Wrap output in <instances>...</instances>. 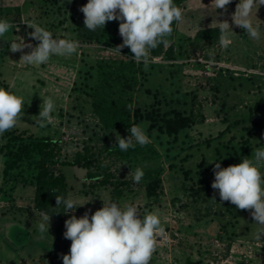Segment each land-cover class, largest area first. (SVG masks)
Instances as JSON below:
<instances>
[{
    "label": "rangeland",
    "instance_id": "rangeland-1",
    "mask_svg": "<svg viewBox=\"0 0 264 264\" xmlns=\"http://www.w3.org/2000/svg\"><path fill=\"white\" fill-rule=\"evenodd\" d=\"M87 2L0 0V20L18 27L0 39V87L24 99L22 118L0 135V147L13 133L49 136L62 144L70 160L86 143L98 148L114 144L116 137L130 135V127L141 125L150 140L142 146L145 152L113 164L114 173L130 182L115 203L136 206L141 218L158 211L164 234L157 237L150 264H264V235L257 238L264 226L255 223L249 210L221 202L211 187L216 162L225 168L251 158L254 149H264V5L251 17L259 26L257 40L232 23L240 0H232L227 13L211 7V0H174L183 20L173 22L168 44L162 43L158 54L150 52L145 67L131 59L129 48L116 51L123 43L120 21L106 22L97 40L82 37L80 8ZM215 19L228 20L236 33L227 48L219 38L196 37L200 29L218 27ZM25 22L44 27L53 38L77 41V54L53 56L40 66L20 64L21 53L9 50L11 40L20 36L33 46L39 43L29 37L34 30ZM45 97L54 100L56 109L53 122L40 127L33 116ZM119 98L131 101L133 123L105 129L93 103ZM181 117L189 119L188 125L167 133V120ZM37 158L4 172L6 157L0 151V264H63L62 255L71 245L63 235L65 221L73 214L91 216L103 202L114 203L109 187L88 186L86 169L65 165L66 199L86 204L67 214L63 206L49 212L37 208ZM137 167L161 168L152 195L146 193L145 180L134 182ZM42 214L51 216L49 234L38 231Z\"/></svg>",
    "mask_w": 264,
    "mask_h": 264
},
{
    "label": "clouds",
    "instance_id": "clouds-1",
    "mask_svg": "<svg viewBox=\"0 0 264 264\" xmlns=\"http://www.w3.org/2000/svg\"><path fill=\"white\" fill-rule=\"evenodd\" d=\"M232 0H211V7L227 13V6ZM264 0H240L231 15L232 23L242 28L252 39L260 38L259 26L252 22L253 10L257 14ZM84 14V27L90 31L104 28L106 22L120 21L119 35L123 43L115 47L120 54L121 49H130L131 59L135 63L143 62L147 67L150 52L159 44H168L166 37L173 32V22L183 20L182 9L174 0H88L80 8ZM219 43L227 48L232 44L231 37L236 35L228 20L217 21ZM34 31L28 33L31 39L38 41L33 46L25 39L15 36L11 40L10 51L20 52L19 63L25 66H40L47 64L53 56L71 57L77 54L79 43L69 38L56 39L44 27L25 22ZM17 25L6 20H0V39ZM7 41V40H5ZM31 49L25 53L24 49ZM211 63V61H209ZM38 116H33L40 127L53 122L52 113L56 109L51 97L43 98ZM24 99L3 87H0V135L13 129L21 120ZM127 138L116 137L121 151L133 147V141L141 146L150 142L141 125H133L128 129ZM215 162V161H213ZM209 162V163H213ZM264 149H254L251 158L244 157L238 164L221 168L219 162L214 166V181L211 187L218 190L221 202L227 201L240 210H249L258 225L264 226ZM133 180L139 183L144 171L137 167ZM215 200V197L212 198ZM216 201V200H215ZM88 203V202H87ZM73 198L67 199L56 195V207L63 206L64 213H74L78 206ZM59 213V212H58ZM51 216L42 214L38 224L41 234H49ZM64 238L71 241L70 251L62 255L63 264H150L156 249L157 237L164 234L158 211L146 213L143 218L138 214V208L125 204L103 202V207L91 216L88 212L80 218L71 215L65 221ZM264 235V227L258 230L257 238Z\"/></svg>",
    "mask_w": 264,
    "mask_h": 264
},
{
    "label": "trees",
    "instance_id": "trees-1",
    "mask_svg": "<svg viewBox=\"0 0 264 264\" xmlns=\"http://www.w3.org/2000/svg\"><path fill=\"white\" fill-rule=\"evenodd\" d=\"M84 15L81 19L82 37L97 40L100 27L90 31L84 27ZM80 33V34H81ZM219 29H200L196 37L219 38ZM162 43L155 49L153 54L161 52ZM93 109L105 129L125 128L132 125V105L127 98L114 100L99 99L93 103ZM189 119L181 117L177 122L167 120L166 132L171 134L188 125ZM127 151H121L117 143H110L101 147L84 144L82 149L76 151L72 159L65 158L62 144L49 136L34 137L22 133L11 134L4 145L0 147L2 155L6 157L4 172L14 168L21 161L30 159L34 155L38 158L34 161V205L47 212L56 207V195L66 199L68 195V184L62 166H77L86 169L85 178L89 180L88 186L92 189L98 187H109L114 203L129 188L130 182L121 179L114 172L113 164L116 160L127 158L130 155L143 154L145 151L139 144H133ZM142 181L147 195L154 193L161 168L146 169Z\"/></svg>",
    "mask_w": 264,
    "mask_h": 264
}]
</instances>
